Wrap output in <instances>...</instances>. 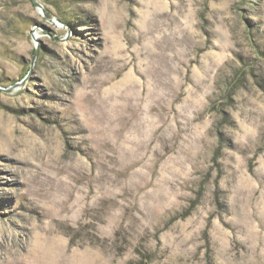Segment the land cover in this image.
<instances>
[{
  "label": "rangeland",
  "instance_id": "rangeland-1",
  "mask_svg": "<svg viewBox=\"0 0 264 264\" xmlns=\"http://www.w3.org/2000/svg\"><path fill=\"white\" fill-rule=\"evenodd\" d=\"M0 264H264V0H0Z\"/></svg>",
  "mask_w": 264,
  "mask_h": 264
}]
</instances>
